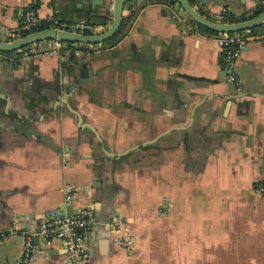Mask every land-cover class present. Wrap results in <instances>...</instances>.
Returning <instances> with one entry per match:
<instances>
[{"label": "crops", "instance_id": "0c3cea01", "mask_svg": "<svg viewBox=\"0 0 264 264\" xmlns=\"http://www.w3.org/2000/svg\"><path fill=\"white\" fill-rule=\"evenodd\" d=\"M192 2L230 21L260 5ZM112 6L0 0V38L19 36L30 8L100 32ZM122 16L108 45L51 39L11 59L0 52V264H70L65 241L38 223L85 205L96 220L86 264H264V195L254 191L264 183V23L236 32L237 88L222 32L200 28L176 0H130ZM124 233L131 248L115 240Z\"/></svg>", "mask_w": 264, "mask_h": 264}, {"label": "built area", "instance_id": "2783aa9c", "mask_svg": "<svg viewBox=\"0 0 264 264\" xmlns=\"http://www.w3.org/2000/svg\"><path fill=\"white\" fill-rule=\"evenodd\" d=\"M260 5H264V0H259ZM223 15H227L226 9H222ZM43 19L37 14L34 9H28L21 11L18 15L19 26L23 29L31 31L32 27L37 26ZM50 22L48 27L66 28L70 30L82 31L80 28H69V26L62 24V22L56 16H50L45 19ZM230 21V20H220ZM221 48L223 54V70L229 80H231L237 88L241 87V79L237 73L236 66L240 57V42L236 32H222ZM21 35V34H20ZM51 40V39H43ZM58 43H65L59 39H54ZM40 41V40H39ZM32 42L29 45H34L37 42ZM68 43V42H67ZM28 45V46H29ZM28 46L24 47L27 48ZM24 48L17 49L18 51ZM15 50V51H17ZM7 54L9 58H13L8 55V52H2ZM14 52V51H13ZM70 187L66 188L65 201L69 202L73 194ZM254 191L261 195H264V183H259L255 186ZM94 210L91 205H85L78 212L73 214H63L59 217H53L50 219L41 218L38 223V232L47 239L61 238L65 241L68 250V256L70 264H86L85 261V241L87 240L88 232L92 225L95 223ZM113 224V228L117 231L120 229V223ZM118 243H121L128 248L133 246V237L130 233H124L119 237H115ZM33 244L30 239H27L25 244L22 260L26 261L33 250Z\"/></svg>", "mask_w": 264, "mask_h": 264}, {"label": "water", "instance_id": "95a60500", "mask_svg": "<svg viewBox=\"0 0 264 264\" xmlns=\"http://www.w3.org/2000/svg\"><path fill=\"white\" fill-rule=\"evenodd\" d=\"M130 0H113L112 20L107 28L100 32H84L70 30L66 28L44 27L21 34L12 39L0 38V51L11 52L22 48L23 46L43 39H59L66 42L78 43H100L113 37L121 28L123 16L122 10L124 5ZM187 14L199 25L206 27L216 32H237L245 29L253 28L264 23V10L244 19L234 21L214 20L205 16L193 4L192 0H176ZM205 1V0H203ZM27 132H33L43 138L49 144L53 145L51 140L44 134L39 133L33 128H28ZM46 212L43 218L50 219L59 217L63 214L62 211L56 210L55 213ZM56 215V216H55Z\"/></svg>", "mask_w": 264, "mask_h": 264}, {"label": "trees", "instance_id": "16d2710c", "mask_svg": "<svg viewBox=\"0 0 264 264\" xmlns=\"http://www.w3.org/2000/svg\"><path fill=\"white\" fill-rule=\"evenodd\" d=\"M263 10H264V5H258V6L255 8V10H254L253 15H255V14H257V13L263 11ZM203 14H204V13H203ZM204 15H205V14H204ZM205 16H206V15H205ZM49 24H50V22H48L47 20L43 19V20H42L37 26L32 27L31 31H32V30L39 29V28L48 27ZM199 26H200V28H202L203 30H207V31H211V32H216V31H212V30H210V29H208V28H206V27H203V26H201V25H199ZM27 32H29V30L22 29L21 34H25V33H27ZM84 32H90V31L85 30ZM117 34H118V33H117ZM117 34H115L113 37L109 38L108 40L104 41L103 44H105V45L110 44V43L114 40V38H115V36H116ZM68 43H71V42H68ZM28 45H29V44L23 46L22 48H24V47H26V46H28ZM11 52H13V51H11ZM8 53H10V52H8Z\"/></svg>", "mask_w": 264, "mask_h": 264}]
</instances>
